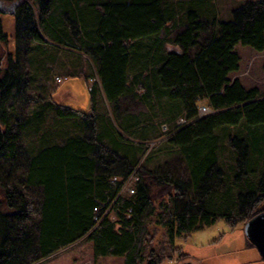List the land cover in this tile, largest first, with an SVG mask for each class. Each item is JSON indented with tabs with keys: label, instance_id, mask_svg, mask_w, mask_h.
Here are the masks:
<instances>
[{
	"label": "trees",
	"instance_id": "obj_1",
	"mask_svg": "<svg viewBox=\"0 0 264 264\" xmlns=\"http://www.w3.org/2000/svg\"><path fill=\"white\" fill-rule=\"evenodd\" d=\"M4 1L8 6H1L0 15L16 18V47L4 52V67L0 61V191L4 197L0 199V264H35L81 239L93 243L96 258L124 257L125 264H144L149 241L146 223L155 215L157 225L173 241L214 225L219 218L233 227L237 219L247 223L264 213V174L257 190L238 196L236 211L231 188L220 190L228 179L220 165L222 137L215 134L218 128L237 126L243 120L248 127L264 126V94L230 79L240 70L237 46L264 52V0L234 11L233 20L220 22L219 34L203 43L205 23L195 10L185 9L187 25L172 40L174 51L167 50L161 35L170 30L177 11L164 0H30L36 7L29 0ZM147 40L148 44H134ZM8 42L0 21V48ZM60 47L85 52L98 62L100 88L114 103L134 89L128 81L139 67L147 74L146 100L151 107L155 102L162 106L160 101L166 97L181 103L179 115L171 120L185 112L189 123L169 142L182 153L188 181L181 174L151 170L147 146L125 147L121 153L109 149L97 136L94 115L54 100L50 110L58 119L56 124L75 120L74 130L80 131L60 132L53 127L52 134L40 139L36 152L23 148L22 142L36 134L35 126L44 123L47 109L31 108L24 115L22 104L33 102L30 91L48 94L42 75L49 81L53 77L48 63L55 65ZM139 75H133L136 81ZM96 85L90 90L94 112ZM150 91L156 96L151 98ZM202 104L214 113L201 117ZM80 125L90 129L93 137L80 136ZM233 144L243 147L239 162L244 173L248 147L243 140L235 139ZM138 154L140 160L129 161ZM133 173L138 177L136 194L119 195ZM28 191H40L38 203ZM114 201L117 220L106 217L98 224ZM227 202L230 210L223 213L219 208ZM98 208L102 210L97 213ZM150 257L149 264L162 263L161 258Z\"/></svg>",
	"mask_w": 264,
	"mask_h": 264
},
{
	"label": "rangeland",
	"instance_id": "obj_2",
	"mask_svg": "<svg viewBox=\"0 0 264 264\" xmlns=\"http://www.w3.org/2000/svg\"><path fill=\"white\" fill-rule=\"evenodd\" d=\"M30 1V0H29ZM195 1L196 5L192 6L190 2ZM261 0H164V3H171L177 11V17L170 24V30L163 32L161 39L166 43L165 47L168 51L177 50L172 44V40L176 38L178 33L183 31L187 25L186 15L183 14L185 9H193L200 16L201 21L206 25L205 30L201 33L200 42H205L210 38L219 34L220 22H231L233 20V12L240 9L248 2H256ZM32 3V1H30ZM182 3V4H180ZM34 7V3H32ZM180 4V5H179ZM190 5L192 7H190ZM8 6L7 1L0 0V8ZM37 9V8H36ZM0 21L3 31L9 37L6 45L1 43L0 61H6V53L13 52L16 47V18L11 14H1ZM148 44L147 41L135 42L134 44ZM133 44V43H132ZM236 52L241 57L240 70L230 75L232 81L238 79L246 88H259L264 94V52L257 53L250 47L237 46ZM58 59L55 65L48 63V67L52 69V78L49 81L43 74L42 80L49 88L48 94L39 91H30V98L33 102H24L21 113L27 115L31 108H46L44 123L35 126L36 134H31L32 140L27 138L24 143V149L34 148L35 152L40 148V139L44 134H52L54 128H58L61 132L74 130V126L78 123L75 120H67L62 124H56L58 119L54 112L50 109V102L54 100L65 107L82 111L88 116H95V124L97 126V136L113 151L119 150L120 153L125 147H134L138 150L139 145L142 148L147 146V154L151 158L149 168L151 170H160L166 174H181L188 181L189 169L182 156L181 151L170 144V138L182 127L189 122L184 112L175 121L171 119L180 113L181 103H176L169 97H159L164 99L158 103H147V74L142 68H137V73L141 74L137 77V81L133 75L129 78V84L133 86V90L123 95L116 103L110 101L104 94L101 81L98 75V62L93 61L90 54L83 52L79 54L76 51H69L60 47L56 51ZM6 59V60H5ZM3 61L2 66H5ZM24 61V60H23ZM27 66V62L24 61ZM35 65L29 66L30 69ZM132 73L133 71H131ZM135 71V70H134ZM63 79L64 84L59 86L57 78ZM66 77V79H64ZM69 77V78H68ZM93 79V80H92ZM151 80V79H149ZM148 81V80H147ZM153 81V80H151ZM154 82V81H153ZM152 82V83H153ZM96 85L98 90L96 99L97 112L92 111V100L90 90ZM160 91L159 88H157ZM51 91L53 98L51 97ZM151 98L156 96L150 91ZM156 101L155 98H153ZM201 107V106H200ZM30 114V113H29ZM26 119V117H22ZM63 121H60V123ZM80 123V122H79ZM82 133L80 136L92 138L93 135L89 130L84 129L80 125ZM54 127V128H53ZM80 131L77 128L74 133ZM73 135L72 132H68ZM217 136L222 137L220 142V165L228 179L226 185H222L220 190L225 192L228 187L231 189V195L236 203L234 210L240 209L238 196L257 190L261 178L264 174V126L248 127L245 120L241 121L237 126H223L215 131ZM243 140L248 147L246 151L247 161L242 173L240 167V158L243 154L241 144H233V141ZM145 141V142H143ZM53 143H60L53 140ZM141 159V154L129 159L135 162ZM147 159V155L142 162ZM146 163V162H145ZM147 166V164H146ZM23 172H18L17 177ZM4 183V182H3ZM1 187V186H0ZM227 188V189H226ZM35 203H38L40 191H28ZM0 191V199L3 200ZM159 203H156V206ZM228 202L221 206V212L230 210ZM6 211V209H3ZM236 214V212H233ZM239 223H235L233 227L226 222L225 219H218L214 225L204 226L202 229L192 232L190 235L175 237L172 241L166 230L157 225L156 215L149 219L148 232L149 241L147 244V261L149 264L150 255L161 258L160 264H264L259 252L254 248L245 235L246 222L237 219ZM244 223V224H243ZM47 260V259H46ZM125 264L124 257H95L92 243L87 239H81L76 245L65 250H60L47 261L41 264ZM37 264V263H36ZM40 264V263H39Z\"/></svg>",
	"mask_w": 264,
	"mask_h": 264
},
{
	"label": "built area",
	"instance_id": "obj_3",
	"mask_svg": "<svg viewBox=\"0 0 264 264\" xmlns=\"http://www.w3.org/2000/svg\"><path fill=\"white\" fill-rule=\"evenodd\" d=\"M57 82L60 84L63 81L58 78ZM214 113V111L206 106H201L199 108V115L201 117L203 116H207L209 114ZM138 181V177L136 176L135 173H133L122 185L121 190L119 195H128V196H133L136 194V182ZM114 203L115 201L109 205L107 208H105V212L104 214L101 216L100 220L98 221V224H100L104 218L109 217V219L112 222H115L117 220L115 213L112 211V208L114 207ZM105 206H103L102 208H104ZM102 208H98L96 209L97 213L101 212Z\"/></svg>",
	"mask_w": 264,
	"mask_h": 264
},
{
	"label": "water",
	"instance_id": "obj_4",
	"mask_svg": "<svg viewBox=\"0 0 264 264\" xmlns=\"http://www.w3.org/2000/svg\"><path fill=\"white\" fill-rule=\"evenodd\" d=\"M244 231L246 238L256 248L264 261V213L248 221Z\"/></svg>",
	"mask_w": 264,
	"mask_h": 264
},
{
	"label": "crops",
	"instance_id": "obj_5",
	"mask_svg": "<svg viewBox=\"0 0 264 264\" xmlns=\"http://www.w3.org/2000/svg\"><path fill=\"white\" fill-rule=\"evenodd\" d=\"M64 79H66V77L64 78ZM64 84V83H63ZM63 84H61V85H63ZM61 85H59V86H61ZM78 242H80V240L79 241H77L76 243H74L73 245H71L70 247H72V246H74V245H76ZM92 246H93V248H94V245H93V243H92ZM69 248V247H68ZM68 248H65V249H68ZM65 249H63V250H65ZM48 260V259H47ZM46 259H43V260H41L40 262H38L37 264H41L42 262H45V261H47ZM36 264V263H35ZM59 264H63V263H59Z\"/></svg>",
	"mask_w": 264,
	"mask_h": 264
},
{
	"label": "bare ground",
	"instance_id": "obj_6",
	"mask_svg": "<svg viewBox=\"0 0 264 264\" xmlns=\"http://www.w3.org/2000/svg\"><path fill=\"white\" fill-rule=\"evenodd\" d=\"M91 116V115H90Z\"/></svg>",
	"mask_w": 264,
	"mask_h": 264
}]
</instances>
